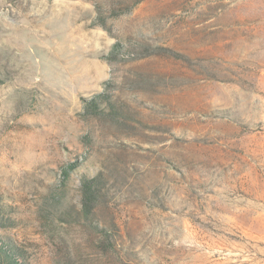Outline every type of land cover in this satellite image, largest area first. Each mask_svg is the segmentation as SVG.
<instances>
[{
  "label": "rangeland",
  "instance_id": "rangeland-1",
  "mask_svg": "<svg viewBox=\"0 0 264 264\" xmlns=\"http://www.w3.org/2000/svg\"><path fill=\"white\" fill-rule=\"evenodd\" d=\"M4 246L264 264V0H0Z\"/></svg>",
  "mask_w": 264,
  "mask_h": 264
},
{
  "label": "trees",
  "instance_id": "trees-1",
  "mask_svg": "<svg viewBox=\"0 0 264 264\" xmlns=\"http://www.w3.org/2000/svg\"><path fill=\"white\" fill-rule=\"evenodd\" d=\"M91 106L93 109L96 107L95 104ZM72 166L73 164H70L69 169H71ZM64 176L68 177L66 171H64ZM80 187L83 194V213H86L89 205H91L96 198V188H98L97 178H83ZM3 248L6 249L3 250L0 248V264H20L15 249H10L8 246H4Z\"/></svg>",
  "mask_w": 264,
  "mask_h": 264
}]
</instances>
